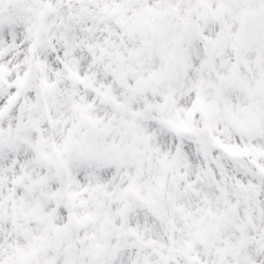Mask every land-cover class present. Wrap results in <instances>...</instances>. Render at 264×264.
Instances as JSON below:
<instances>
[{
  "label": "snow or ice",
  "instance_id": "snow-or-ice-1",
  "mask_svg": "<svg viewBox=\"0 0 264 264\" xmlns=\"http://www.w3.org/2000/svg\"><path fill=\"white\" fill-rule=\"evenodd\" d=\"M0 264H264V0H0Z\"/></svg>",
  "mask_w": 264,
  "mask_h": 264
}]
</instances>
